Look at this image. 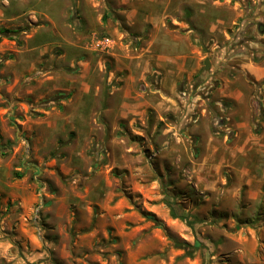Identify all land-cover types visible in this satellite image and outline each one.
<instances>
[{"label":"rangeland","instance_id":"obj_1","mask_svg":"<svg viewBox=\"0 0 264 264\" xmlns=\"http://www.w3.org/2000/svg\"><path fill=\"white\" fill-rule=\"evenodd\" d=\"M237 1L172 0L167 28L187 33L172 25H190L196 5L204 24L225 16L229 27L200 34L225 56ZM116 2L0 0V264H264V195L249 222L233 208L223 220L177 143L162 136L165 122L151 110L134 124L120 116L124 81L139 74L147 48L143 12L159 0L126 2L138 10L130 29L127 14H115L122 24L112 17ZM250 26L255 39L259 24ZM104 38L106 48L97 44ZM248 46L235 54L264 63V39ZM205 64L211 86L224 82ZM241 77L236 84L250 93L236 109L263 144L247 160L264 172V78ZM145 82L133 85L141 91ZM211 105L225 121L213 134L231 141L229 107ZM244 195L239 204L251 210Z\"/></svg>","mask_w":264,"mask_h":264},{"label":"crops","instance_id":"obj_2","mask_svg":"<svg viewBox=\"0 0 264 264\" xmlns=\"http://www.w3.org/2000/svg\"><path fill=\"white\" fill-rule=\"evenodd\" d=\"M116 1L117 4L111 9L112 17L122 24V20L115 18V14H127L124 23L129 29L133 28L134 15L138 10H127L124 5L130 0ZM152 1L157 0H150ZM248 2L250 1H247V5L243 2L242 8L243 3L237 1L236 10L234 9L237 20L232 21L230 26L232 32L225 53L227 58L222 49H213L216 43L207 42L203 36L200 37L201 31L205 30L207 34L214 35L216 30L229 27L227 17L211 16L204 24L205 21L199 19L201 10L196 5L190 25L189 20L172 25L175 28L187 26L188 32L181 34L167 28L166 19L172 0H159L156 9L145 8L142 24L147 43L146 52L142 63L139 61L137 65L138 77L131 74L124 81V96L119 103L120 116L130 117L131 124L145 119L148 110L158 119L157 123L164 121L165 124H161V134L164 133L172 139V144L177 143L172 147L184 155V161L191 163L197 181L203 189L212 194L207 200L209 205L223 212L218 213L223 220L226 219V208L227 211L233 208L235 212L240 209V212L246 214L247 222L250 221L249 217L254 215L256 208L263 204L264 195V172L255 171L247 160L250 152H259L263 144L260 139L249 133L247 114H239L236 109H243L241 107L246 104L250 93L247 87L236 84L238 78L247 72L257 78H264V63L252 62L242 58V55L235 54L244 51L248 45L257 48L261 38L264 39V0ZM252 22L259 24L260 32L255 34V39L248 33L249 28H252V34L256 32L255 27L250 26ZM239 23L242 24L241 32L235 28ZM193 32L196 36L191 40ZM169 47V51L174 49L173 52H167ZM206 59L210 60L211 72L219 71L223 74L220 79L224 82L218 81L217 86L210 85V72H201V61L204 60L205 63ZM140 79H148V83L140 86L141 91L133 85L134 81ZM184 92L186 94H183ZM211 101H215V110L217 106H224V103V108L229 107L226 118L230 119V132L235 135L231 141L222 140L213 134L214 128H220L215 124L214 118L220 115L214 112ZM222 122L224 124V119ZM182 126L184 127L178 134V128ZM219 187H222L221 194H224V199L216 194ZM242 191L252 206L251 210L248 207L244 209L243 203L239 204L238 196Z\"/></svg>","mask_w":264,"mask_h":264},{"label":"built area","instance_id":"obj_3","mask_svg":"<svg viewBox=\"0 0 264 264\" xmlns=\"http://www.w3.org/2000/svg\"><path fill=\"white\" fill-rule=\"evenodd\" d=\"M241 1H243L244 3H245V5H247V1L248 0H241ZM250 1V0H249ZM251 2V1H250ZM250 2H248V3H250ZM240 27H242V24H237V26L235 27L237 30H238V32H241L240 30H241V28ZM97 44L99 45V46H101V47H103V48H106V47H108L109 45H110V41L107 39V38H104V39H102V40H100V41H98L97 42ZM242 46V45H241ZM243 47V46H242ZM240 49H242V48H240ZM240 52V51H239ZM183 94H186V92H184ZM223 117H221V116H219V117H215L214 118V120H215V124L218 126V127H222L223 125ZM151 157H153V156H151ZM185 172H186V174H187V176H189L190 177V179L192 178L191 177V173L188 171V169H185Z\"/></svg>","mask_w":264,"mask_h":264},{"label":"trees","instance_id":"obj_4","mask_svg":"<svg viewBox=\"0 0 264 264\" xmlns=\"http://www.w3.org/2000/svg\"><path fill=\"white\" fill-rule=\"evenodd\" d=\"M213 130L217 133L219 132L216 128H214ZM143 214L148 218L153 219L159 226H163V223L156 217L154 213L143 211ZM185 243L187 244V242Z\"/></svg>","mask_w":264,"mask_h":264},{"label":"water","instance_id":"obj_5","mask_svg":"<svg viewBox=\"0 0 264 264\" xmlns=\"http://www.w3.org/2000/svg\"><path fill=\"white\" fill-rule=\"evenodd\" d=\"M205 63H206V64H205V67H206V68H209L210 65H211V64H210V60H209V59H206Z\"/></svg>","mask_w":264,"mask_h":264}]
</instances>
